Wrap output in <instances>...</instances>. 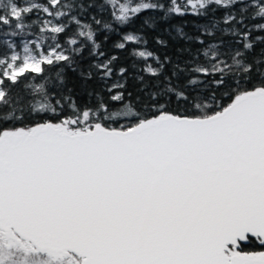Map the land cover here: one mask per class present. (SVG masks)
I'll use <instances>...</instances> for the list:
<instances>
[{
	"label": "snow or ice",
	"instance_id": "snow-or-ice-1",
	"mask_svg": "<svg viewBox=\"0 0 264 264\" xmlns=\"http://www.w3.org/2000/svg\"><path fill=\"white\" fill-rule=\"evenodd\" d=\"M253 245L264 0H0V264H264Z\"/></svg>",
	"mask_w": 264,
	"mask_h": 264
},
{
	"label": "trees",
	"instance_id": "trees-1",
	"mask_svg": "<svg viewBox=\"0 0 264 264\" xmlns=\"http://www.w3.org/2000/svg\"><path fill=\"white\" fill-rule=\"evenodd\" d=\"M204 22L205 21L203 19H198L196 17L188 16V17H185V18L176 17V18L173 19L172 24L173 25H183L186 32L192 33L194 31L193 24H198V23L202 24ZM151 46L153 48L156 47L154 44H152ZM157 51L159 52L160 50L157 49ZM168 54L169 55H174V49H169L168 50ZM73 79H75V77H73ZM128 88H129L130 91L135 92L136 83L134 81H130L129 85H128ZM74 98L80 104H84V103H87L89 101L88 95L85 92H83L79 87L75 88ZM226 102H228L227 101V97L224 98V101H222V103H226ZM260 250H264V249H261V248H259V246H255V245H253L252 247L246 249V251H260Z\"/></svg>",
	"mask_w": 264,
	"mask_h": 264
}]
</instances>
